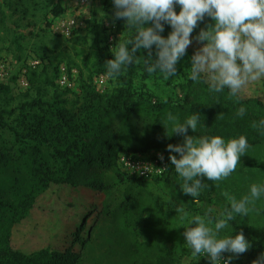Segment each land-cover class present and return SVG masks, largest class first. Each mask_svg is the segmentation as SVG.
<instances>
[{"label":"trees","instance_id":"1","mask_svg":"<svg viewBox=\"0 0 264 264\" xmlns=\"http://www.w3.org/2000/svg\"><path fill=\"white\" fill-rule=\"evenodd\" d=\"M176 10L179 11V8ZM60 13L61 7L58 6L55 15ZM210 22L211 18L207 16L198 22L192 38ZM170 31V26L165 25L164 32L168 34ZM28 34L33 35L34 30L30 28ZM117 43L118 41H115L112 46L107 44L105 48L100 47L93 57L86 58L84 64L87 73L78 68L79 92L60 90L57 84L60 68L40 61L38 65L27 66L26 70H23L22 73L28 82L25 89L15 93L11 86H0V131L8 129L14 136L13 144H0V179L14 159L28 157L31 178L36 187L39 186L36 190H31L19 206L15 205L13 200L5 198L6 191L0 186V264H79L81 252L70 247L61 250L48 245L25 252L11 244L12 228L30 213L37 196L51 184L105 192L110 188L106 183L107 175L116 170L121 179L143 182L163 179L170 190L179 191L180 180L171 166V161L167 172L152 180L131 176L124 172L119 164L121 153L162 151L169 157L167 145L182 143L183 137L175 133L166 135V130L160 122L168 112L179 113L182 118L193 112L199 111L202 114L204 127L197 133H192L189 129V135L216 134L225 138L246 135L250 148L248 153L240 157L241 169L250 161L253 152L264 158V136L259 135L250 126L253 121L264 117L262 98L241 95L242 99L238 104L227 99L226 93L213 96L206 91V85L194 84L188 80L190 57L194 53V50L188 47L185 56L179 61L180 71L185 75L183 99L174 100L169 97L165 102V97L151 89L147 82L149 76L142 67V55L147 56L145 49L136 53L141 55L138 65H129L117 78L107 76L104 63L112 58L110 49ZM68 72L71 70L68 69ZM101 75L106 76V82L112 83L103 91L97 88L96 82L97 77ZM241 105L247 107V113L244 117H237L236 111ZM16 148L18 153L14 154L12 151ZM45 150L49 153V160L45 157ZM236 178L243 182L249 181V184L264 182V176L255 178L250 172L243 170L237 172ZM201 180L208 187L199 196V211L203 213L213 205L227 207L228 202L223 193H229L231 188L220 182H212L206 177H201ZM177 198L184 197L179 194ZM262 205L264 199L252 204L253 207ZM7 207L12 216H8L3 210ZM18 207L21 208L20 212ZM122 208L123 212L132 213L136 204L127 198ZM102 213L101 208L97 218L102 216ZM164 217L163 212L157 215L159 220ZM86 226L85 219L72 233L75 239L73 241L85 245L88 232L86 237L80 236V233ZM119 245L124 255L130 254L131 248L123 239L119 240ZM175 261L176 256L165 251L159 254L154 264H175ZM234 261L235 256L231 264Z\"/></svg>","mask_w":264,"mask_h":264},{"label":"rangeland","instance_id":"2","mask_svg":"<svg viewBox=\"0 0 264 264\" xmlns=\"http://www.w3.org/2000/svg\"><path fill=\"white\" fill-rule=\"evenodd\" d=\"M58 6L61 13L55 15ZM30 28L34 30L33 35L28 34ZM128 35L125 21L114 18L112 0H0V86H11L15 93L25 89L18 84L22 72L38 60L70 69L67 84L59 82V75L57 84L62 91L79 92L78 68L87 73L86 58L93 57L98 48L112 46ZM162 35L168 34L163 32ZM200 46L201 43L192 38L189 48L195 52ZM180 66L178 61L177 78L173 76L165 81L149 76L150 88L162 97L181 99L185 75ZM111 85L104 82L97 84V88L103 91ZM241 95L264 100V80L246 85ZM13 143L14 136L8 129L0 131L1 145ZM12 152L17 154L18 149ZM44 154L49 160L47 150ZM251 155L243 169L238 163L236 171L220 181L231 188L229 194L237 199L246 194L251 185L249 181L236 178L239 170L250 172L255 178L264 176V158L257 152ZM30 169L28 157L14 159L1 176L0 186L6 191L5 198L13 200L15 205L19 206L31 190L39 187L32 180ZM106 183L110 188L105 192L51 184L37 196L30 213L12 228V246L25 252L48 245L61 250L70 247L81 252L79 264H154L165 251L176 256L175 264H210L205 257L194 256L184 243V225L192 215L202 214L200 197L194 200L181 189L173 192L163 179L124 180L118 177L116 170L108 173ZM179 194L185 199H178ZM127 198L136 204L132 213L123 212L122 204ZM101 208L102 216L97 218ZM212 208L224 209L217 205ZM251 208L248 217H237L230 222L232 234L242 231L251 245L245 253L235 256L233 264H253L264 253V205H251ZM3 210L12 216L9 207ZM18 210L20 212L21 208ZM159 212L165 213L164 219L157 218ZM85 219L87 226L80 236L86 237L87 232L88 236L82 245L73 241L72 233ZM120 239L130 246L129 255L123 254Z\"/></svg>","mask_w":264,"mask_h":264},{"label":"clouds","instance_id":"3","mask_svg":"<svg viewBox=\"0 0 264 264\" xmlns=\"http://www.w3.org/2000/svg\"><path fill=\"white\" fill-rule=\"evenodd\" d=\"M112 3L114 18L125 21L129 35L110 49L112 58L104 63L107 76L117 78L129 65H138L141 55L136 53L145 49L147 56L142 55V67L148 76L165 81L177 78V63L191 45L198 22L207 16L213 23L201 28L195 37L201 46L190 57L187 79L206 85V91L213 96L226 93L227 99L238 104L246 85L264 80V0H112ZM165 25L171 28L167 36L162 35ZM246 113L247 107L241 105L236 116L244 117ZM160 123L167 136L175 133L183 137L182 143L168 144L167 151L171 166L182 180L180 189L194 200L208 187L201 177L212 182L227 179L250 148L246 135L229 138L216 134L189 135V129L197 133L204 127L199 111L183 118L179 113L168 112ZM250 126L264 136V117ZM223 195L227 207L220 211L206 208L202 214L192 215L184 225L185 245L197 258L206 256L210 264H231L233 256L250 248V241L242 231L232 234L230 222L248 217L251 205L264 199V182L252 183L239 199L227 192ZM224 253L232 255L224 259ZM253 264H264V253Z\"/></svg>","mask_w":264,"mask_h":264},{"label":"built area","instance_id":"4","mask_svg":"<svg viewBox=\"0 0 264 264\" xmlns=\"http://www.w3.org/2000/svg\"><path fill=\"white\" fill-rule=\"evenodd\" d=\"M39 64L38 60L31 62L32 66ZM69 72L65 66H60L59 82L61 84H67L69 79ZM97 84L102 85L106 82V76L101 75L96 79ZM21 87H27L28 82L24 74L21 80L18 81ZM163 155V159H160V155ZM119 164L124 172H127L131 176L152 180L163 176L170 165V159L165 152L151 151L150 153H121ZM163 168H167L166 170ZM231 253H224L223 258L227 259ZM208 259L206 256H203Z\"/></svg>","mask_w":264,"mask_h":264}]
</instances>
